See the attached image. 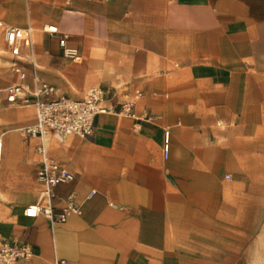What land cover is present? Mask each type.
Returning a JSON list of instances; mask_svg holds the SVG:
<instances>
[{"label": "crops", "instance_id": "crops-1", "mask_svg": "<svg viewBox=\"0 0 264 264\" xmlns=\"http://www.w3.org/2000/svg\"><path fill=\"white\" fill-rule=\"evenodd\" d=\"M0 24L33 31L23 54L58 94L101 86L116 111L92 136L49 141L75 174L54 210L81 212L26 216L43 184L19 128L36 113L7 101L19 79L0 28V243L31 244L27 264H264V0H0Z\"/></svg>", "mask_w": 264, "mask_h": 264}, {"label": "built area", "instance_id": "built-area-1", "mask_svg": "<svg viewBox=\"0 0 264 264\" xmlns=\"http://www.w3.org/2000/svg\"><path fill=\"white\" fill-rule=\"evenodd\" d=\"M7 48L12 55L11 70L19 79V82L9 86L6 90L7 101L17 106H32L35 108L36 120L34 123L19 128L27 139H37L36 152L39 156L37 178L43 184L38 203L25 209V214L31 218H37L44 214L53 222L65 221L72 213H80L81 210L72 201L61 212L54 210V188L59 184L70 183L75 180L73 171L57 162L50 154L49 141L54 138L63 143L69 136L89 137L96 132V117L101 113L116 112L108 108L105 102L111 93L103 87H92L82 99L58 94L57 88L42 80L38 74L39 66L34 57H25L22 47L33 45L32 33L28 28L4 26L0 24ZM46 31L59 33L56 25H49ZM67 35L60 38L59 44L64 48V57L73 62L82 60L78 48L68 45ZM28 62L33 67L31 86L28 79V71L22 64ZM131 101H127L117 110L125 116L132 115ZM164 155L168 158L170 152V131L167 130L164 137ZM3 147L0 141V161ZM230 178V175L227 176ZM36 254L34 247L24 241L13 240L0 243V264H27ZM57 264H79L75 261L58 259Z\"/></svg>", "mask_w": 264, "mask_h": 264}, {"label": "rangeland", "instance_id": "rangeland-1", "mask_svg": "<svg viewBox=\"0 0 264 264\" xmlns=\"http://www.w3.org/2000/svg\"><path fill=\"white\" fill-rule=\"evenodd\" d=\"M7 81H8V85H10V84L12 83V77H11V75H9ZM8 85H7V86H8ZM3 225H4V224H3L2 222H0V229L3 227ZM0 239H1V237H0ZM1 240H2V239H1Z\"/></svg>", "mask_w": 264, "mask_h": 264}]
</instances>
